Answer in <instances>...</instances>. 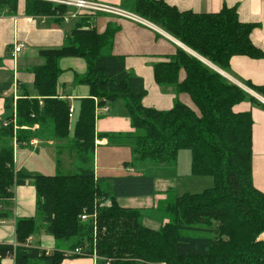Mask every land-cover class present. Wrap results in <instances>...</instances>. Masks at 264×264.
<instances>
[{
    "label": "trees",
    "instance_id": "1",
    "mask_svg": "<svg viewBox=\"0 0 264 264\" xmlns=\"http://www.w3.org/2000/svg\"><path fill=\"white\" fill-rule=\"evenodd\" d=\"M19 1L0 0V14L16 13ZM133 2V11L213 68L179 49L169 61L154 66V77L159 86L172 87L178 95H187L191 103L177 100L168 111L147 108L142 104L147 95L144 80L127 70L124 57L110 53L117 27L99 33L89 18H84L89 15L79 18L65 46L39 51L44 64L34 67L32 73L43 106L37 98L23 95L17 101V117L20 128L44 122L55 140L68 139L70 105L59 97L58 61L84 59L88 70L79 82L89 87L90 98L81 100L73 141L84 167L76 174L55 176H29L16 170L13 124L8 128L2 124L0 218L12 216L15 188L29 183L37 191V210L46 232L67 243L70 250L85 249L87 255L82 258H92L96 251L98 264H264V193L253 184V117L250 112L234 111L237 104L255 99L214 69L228 72L236 56L264 57L251 38L257 25L242 22L235 8L196 13L181 12L156 0ZM25 12L32 17H56L59 22L58 15L67 9L25 0ZM11 86H0V94ZM246 86L264 97V86ZM95 99L99 106L123 102L136 130L130 137L136 162L171 166L181 151L188 150L192 175L213 177L214 187L175 198L164 209L172 221L159 229L147 227L142 209L121 206L118 200L154 197L156 179L146 175L97 179L89 168L94 163L96 141ZM6 113V122L12 121L10 100ZM99 137L115 138L109 134ZM30 141L28 132L18 133V144ZM84 214H96V224L93 218L82 221ZM39 226L36 218L17 219V245H0V264L6 258H14L15 264H62L69 250L57 249L47 255V251L27 245ZM185 231L198 236H183Z\"/></svg>",
    "mask_w": 264,
    "mask_h": 264
},
{
    "label": "crops",
    "instance_id": "2",
    "mask_svg": "<svg viewBox=\"0 0 264 264\" xmlns=\"http://www.w3.org/2000/svg\"><path fill=\"white\" fill-rule=\"evenodd\" d=\"M105 4L116 5L137 14L133 11V0H96ZM163 2L171 7L177 8L181 12H196V13H218L223 8H235L242 22L248 24H256V28L252 32L253 43L264 53V0H156ZM139 15V14H137ZM140 16V15H139ZM142 17V16H140ZM83 19V17H80ZM84 18H89V23L94 24L99 33H104L109 27H117V31L113 38V44L110 53L115 56L124 57L126 60L127 70L134 76L142 78L145 82L147 95L143 98L142 104L147 108H154L160 111L170 110L177 100L190 104V98L187 95H178L172 88H162L159 86L154 77V66L161 62L169 61L179 49L186 51L188 54L195 56L196 54L188 49L185 45L165 32L162 28L155 25L148 19L142 17L150 25L145 26L132 22L127 19H120L105 15H89ZM78 19L72 20L69 23L59 21L56 17H32L25 12V0L19 1L18 10L14 14H0V58L4 59L3 66L0 67V86L12 83L11 88L4 94H0V129L2 124L6 122V105L7 100L17 105V101L23 95L29 94L32 98L39 100L40 107L43 106V99L38 96V92L34 87V75L32 69L43 65V60L39 59L40 50L61 48L67 43V37L72 33L74 28L70 25L73 22L78 23ZM71 28V29H70ZM22 44L24 47L20 53L13 57L12 53L16 45ZM7 55L5 58L4 55ZM28 63H38L35 66L24 72L17 70V58L19 55ZM194 54V55H193ZM9 57L11 59H9ZM9 59V60H8ZM28 59V60H27ZM30 61V62H29ZM207 61V60H205ZM42 62V64H41ZM208 62V61H207ZM58 66L61 74L58 80V91L60 99L68 102L70 108L74 109V117L70 119L69 133L71 135V122L77 121L78 108L81 107L84 99L90 98V89L87 85L79 82L81 77L87 73L88 66L82 58H62L58 61ZM10 73V76L8 73ZM227 79L244 89L246 85L264 86V57L250 58L247 56H236L231 60L228 72L222 71ZM255 101L245 100L234 107L236 113L250 112L253 117V184L264 193V97L255 93L249 92ZM110 103L109 105H111ZM80 109V108H79ZM111 112V109L109 113ZM108 113V114H109ZM13 115V113H12ZM107 115V114H106ZM100 118L96 119V123ZM109 117H107V120ZM74 121V122H75ZM115 134L111 135L113 140H120L126 131L130 134L134 133L131 127L130 119L119 120L113 118L111 120ZM43 127L39 131L40 135L31 138L30 144H18L16 142L17 133L13 140L14 161L16 170L23 172L26 175L34 176L35 173H41L44 160L41 157L35 161V165L27 168L29 165L25 163L18 167L19 162H16V149L29 148L33 149V153H29V158H33L40 153L42 148L54 149L57 162L56 169L59 172L63 170L64 165L70 168L78 161V154L74 148V137L71 136L65 140H55L52 137V132ZM32 127H22L18 131H29ZM37 128V127H36ZM32 129L31 131H34ZM17 131V132H18ZM36 131V132H37ZM119 132V133H118ZM96 130V144L94 152V163L92 169L95 172L96 178H111L115 177L109 174L113 170L121 169L126 164L133 163L134 156L132 149L124 146L113 145V140L110 138H100ZM39 139V140H36ZM47 139V140H46ZM72 140V141H71ZM47 141V142H46ZM58 142V143H57ZM79 162V161H78ZM70 165V167H69ZM131 169V168H130ZM81 170V168H77ZM69 171V170H68ZM131 171L129 168L121 170V177L129 175H145L144 172L139 174H127ZM163 172V171H162ZM42 176V175H38ZM147 176V175H146ZM156 179V178H155ZM173 186L169 179L160 177L156 179V190L163 199V194L171 191ZM14 205L15 214L9 219L0 218V245H17L16 241V220L19 218H36L37 217V191L35 187L29 183L16 187L14 190ZM119 204L124 207L151 209L155 203L151 198L146 199V204L141 207H135L129 204H122L121 199ZM161 227V226H160ZM45 230V225L42 227ZM29 247L47 251V255L52 254L57 249L60 251L70 250L67 243L58 242L49 235L46 230L41 234L37 232L28 240ZM2 264H15L14 258H6L2 260ZM62 264H98L93 258L82 257H65Z\"/></svg>",
    "mask_w": 264,
    "mask_h": 264
},
{
    "label": "rangeland",
    "instance_id": "3",
    "mask_svg": "<svg viewBox=\"0 0 264 264\" xmlns=\"http://www.w3.org/2000/svg\"><path fill=\"white\" fill-rule=\"evenodd\" d=\"M76 26H77L76 22H73L70 25V27L74 29L76 28ZM7 55L5 53L4 57L6 58ZM18 57L19 58H17L16 64H17V70H19L20 72H24L28 70L30 68L29 66H35L38 64L35 62L28 63L26 59L24 60L22 58L21 54ZM9 59L11 58L9 57ZM39 59H42V58H39ZM3 63H4V59L0 58V67L3 66ZM43 63H44V60H43ZM7 73L10 76V73L9 72ZM246 88L251 90L248 86H246ZM249 95L253 97L250 93ZM79 108L77 110L78 113L80 110ZM108 108L111 109V112L109 114L106 115L103 113V111H101L100 115L98 116V118H100L96 123V130L98 134H105V133H110L111 135L115 134L116 131L113 130L114 127L113 125H111V120L113 118H118L119 120L129 119V114L127 110L125 109L123 102L117 101L115 103H112L111 105L108 104ZM107 117H109L108 120H107ZM74 121L71 122L72 131H71L70 136L72 140H73V137L75 136V130H76V121L75 122ZM45 126H47V124H45L44 122L42 124L38 122V123H35L32 126V128L26 132H28V135L30 136V138H35L40 135L39 131ZM32 129H35L34 130L35 132L31 131ZM38 129L39 131H37ZM20 131H23V130H20ZM20 131L17 132V136ZM129 132L128 131L124 132L125 135H123L120 140L112 139L113 145L124 146V147H128L132 149L131 145H132L133 139L130 137H132L133 135H131ZM134 133L136 134V130H134ZM22 134L23 132H21V135ZM51 138H54L53 134H52V137H48L47 139L51 140ZM36 140H39V139H36ZM95 144H96V141H95ZM33 151H34L33 149H29V148L16 149V162L17 161L19 162L18 164L19 168H21V165L25 163H28L29 165L27 168H31L33 165H35V161H38L42 157L44 160V164L42 165V171L41 173H35L34 176H38V175L55 176L58 174H62V175L76 174L79 172V170H77L78 167L79 168L84 167L80 162L76 161L73 165H71V167L69 165L70 167L69 169L66 168V166L64 165L63 170H60L58 172L56 169L57 156H56L54 149L42 148L40 150V153L36 154L33 158H29V155H30L29 153L30 152L33 153ZM191 164H192L191 152L188 150L181 151L178 155L177 163L171 166H162V165H158L153 162H150V161H146V162L137 161L136 162L135 160H133V165L132 167H130L131 169L129 168V170L131 171H128L125 173L139 174L141 172H144L145 175L153 176L156 179H159L160 177H162L163 179H169L173 185V186H170L172 190L167 191L165 194H163L162 195L163 199H158V197H160L159 194H162L161 192V193L155 194L154 197L122 198L121 203L122 204L127 203L135 207H141L142 204L144 205L146 204L145 201L147 198H151L152 200H154L155 203L151 209L143 208L141 211L143 213L144 224L151 229H159L160 226H163L166 223L172 221L169 219L168 216L164 214V209L167 207V204L169 202L173 201L177 197L183 196L184 194H192V195L201 194L209 189H212L215 185V180L213 177H210V176L198 177V176L192 175ZM92 166L93 165H90L89 168H92ZM125 168H126L125 166H122L121 169L113 170L109 174L115 177H121L123 174L121 170H125ZM10 210L12 211V217H13V214H15L14 204L10 207ZM36 220L39 222V225H40L37 231V234L39 235L45 232V230L42 228L43 223H42L38 210H37ZM195 227L198 228V226H195ZM182 235L183 236H198V235L193 234L191 231H185L182 233Z\"/></svg>",
    "mask_w": 264,
    "mask_h": 264
},
{
    "label": "built area",
    "instance_id": "4",
    "mask_svg": "<svg viewBox=\"0 0 264 264\" xmlns=\"http://www.w3.org/2000/svg\"><path fill=\"white\" fill-rule=\"evenodd\" d=\"M33 1H41L48 3L53 6V8H65L67 9V12L64 15H58L59 18L62 19L63 22L69 23L72 20L78 19L84 15H105V16H110V17H115V18H122V19H127L132 22L142 24L145 26L150 25L149 22H147L145 19L140 17L137 14H134L130 11L125 10L124 8H121L116 5H110V4H105L96 0H33ZM22 44L16 45L14 47V51L12 53L13 57L16 56V54L20 53L21 50L23 49ZM244 90L247 92H252L251 90L247 89L244 87ZM96 103V119L100 115V112L103 111L104 114H108L110 109L108 108V104L104 106H99V100L95 99ZM74 109L70 108L69 112V117L73 118L74 117ZM11 123L13 124V129L14 133L16 134L17 131L20 129L18 126V117H17V105L14 104V109H13V120L10 122H5L4 127L8 128ZM93 218L94 223L96 224V214L90 216L88 214H84L81 216L82 221H87L88 219ZM28 243V242H27ZM28 245V244H27ZM87 253L85 249L82 248H77L74 250H69L64 253V257H82L86 256ZM92 258L96 260L97 262L100 260V257L97 255L96 251L93 252ZM106 264H111L110 261H108Z\"/></svg>",
    "mask_w": 264,
    "mask_h": 264
},
{
    "label": "water",
    "instance_id": "5",
    "mask_svg": "<svg viewBox=\"0 0 264 264\" xmlns=\"http://www.w3.org/2000/svg\"><path fill=\"white\" fill-rule=\"evenodd\" d=\"M195 54H196V53H195ZM193 55H194V54H193ZM195 57L198 58V59H200V60H201L202 62H204L205 64L209 65V63L205 62V60H204L203 58L199 57L197 54L195 55ZM209 66H211V67L213 68L212 65H209ZM214 69H215L216 71L220 72L222 75H224L223 72L220 71L218 68L214 67ZM224 76H225V75H224Z\"/></svg>",
    "mask_w": 264,
    "mask_h": 264
},
{
    "label": "bare ground",
    "instance_id": "6",
    "mask_svg": "<svg viewBox=\"0 0 264 264\" xmlns=\"http://www.w3.org/2000/svg\"><path fill=\"white\" fill-rule=\"evenodd\" d=\"M205 62H207V61H205ZM207 63H209V62H207ZM209 65H211V64L209 63Z\"/></svg>",
    "mask_w": 264,
    "mask_h": 264
}]
</instances>
